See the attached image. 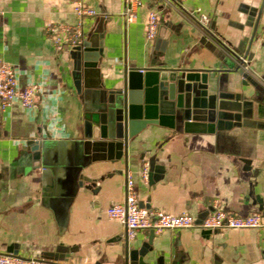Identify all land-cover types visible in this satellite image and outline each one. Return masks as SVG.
<instances>
[{"label": "crops", "instance_id": "0c3cea01", "mask_svg": "<svg viewBox=\"0 0 264 264\" xmlns=\"http://www.w3.org/2000/svg\"><path fill=\"white\" fill-rule=\"evenodd\" d=\"M260 1L141 0L126 22L122 0H82L95 12L83 18L80 43L98 48L92 78L103 94L121 87L125 70L180 62L212 69L209 76L222 89L242 91L252 103L244 123L213 131L147 124L127 139L119 158L85 154L83 166L67 175L35 164L22 145L45 134L53 145L68 142L80 131L85 108L95 104L94 90L75 91L69 50L53 48L44 29L48 21H74L71 1L0 0V58L15 69L17 87L39 85L32 107L12 102L0 109V251L75 264H128L126 251L150 241V257L180 253L181 264H264V85L259 82L252 96L251 85H242L235 70V57L244 56L246 72L263 83L264 6L252 25L244 23L242 11ZM197 9L207 14L206 34L225 53V62L198 42ZM150 10L167 40L162 50L153 49L156 35L144 36ZM68 151L65 145L56 156L65 158ZM150 158L158 172L148 168ZM144 162L146 179L140 175ZM126 172L141 206L201 217L216 198L233 214L259 213L262 225L209 233L166 228L150 237L149 230L138 229L128 238L122 223L105 214L106 206L122 199Z\"/></svg>", "mask_w": 264, "mask_h": 264}, {"label": "water", "instance_id": "95a60500", "mask_svg": "<svg viewBox=\"0 0 264 264\" xmlns=\"http://www.w3.org/2000/svg\"><path fill=\"white\" fill-rule=\"evenodd\" d=\"M263 6L264 0H261L258 7L244 8V23L252 25L254 16L259 15ZM162 29V25H158L153 41L155 50H162L159 45L166 44L167 40L162 38ZM198 42L225 62V53L217 49L206 35L201 33ZM93 46L95 45L85 41L68 52L71 58L70 78L75 91H83L85 94L87 90H94L96 93L95 104L92 108H85L83 112L80 131L75 137L69 138L68 142H58L59 145H53L48 134L29 138L22 145L23 150L31 152L35 164L39 165L41 162L46 170L73 173L83 166L85 154H89L91 159L119 158L127 139L147 124H164L171 128L181 126L183 131H213L226 123L239 125L250 117L252 100L249 95L242 91L222 89L217 77L209 76L212 69L186 67L180 62L172 67L156 65L142 70H125L121 87L103 94L99 84L92 78L99 57L98 48ZM235 58L238 60L239 57ZM235 70L242 77L241 84L251 85L252 96H257L258 83L264 85V80L263 83L255 80L238 65ZM65 145L69 150L68 156L57 157V150ZM149 160L150 171L158 172L159 165L153 163V158ZM201 230L209 233L216 229ZM152 233L149 230V237ZM57 249L61 248L58 246ZM150 250V241L129 248L126 251L128 264L182 263L180 253H174L170 258L163 253L150 257ZM58 256L59 259L65 258L64 255Z\"/></svg>", "mask_w": 264, "mask_h": 264}, {"label": "built area", "instance_id": "2783aa9c", "mask_svg": "<svg viewBox=\"0 0 264 264\" xmlns=\"http://www.w3.org/2000/svg\"><path fill=\"white\" fill-rule=\"evenodd\" d=\"M74 21L46 22L44 29L53 48L68 49L78 45L84 37L83 18L94 14V9L85 5L82 0H70ZM123 14L126 22L135 17V10L141 0H122ZM158 19L156 12L147 13L144 36L152 40L157 31ZM196 26L201 33L207 36L208 16L197 9ZM213 41L209 36H207ZM237 65L248 71L247 60L238 56ZM142 70V69H139ZM39 88L37 82H28L22 87L16 85V72L13 66L0 58V109H4L12 102H17L23 108L34 105L35 94ZM140 175L147 178V162L142 163ZM105 214L111 219L120 221L125 229L126 237L134 236L138 229H147L156 233L162 229H181L195 227L198 229L244 228L262 225L259 213L246 215L233 214L219 207L216 198L211 201V209L201 217L189 212L170 213L157 207L141 206L138 203L133 180L129 172L125 173L123 197L119 201L110 203L105 208ZM0 264H75L67 260H55L33 256H22L13 252L0 251Z\"/></svg>", "mask_w": 264, "mask_h": 264}]
</instances>
